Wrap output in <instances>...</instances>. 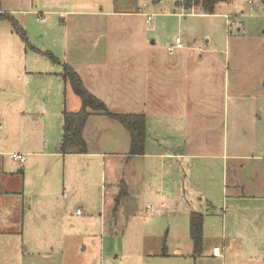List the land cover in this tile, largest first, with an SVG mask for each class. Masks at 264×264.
<instances>
[{
  "label": "rangeland",
  "instance_id": "374dc122",
  "mask_svg": "<svg viewBox=\"0 0 264 264\" xmlns=\"http://www.w3.org/2000/svg\"><path fill=\"white\" fill-rule=\"evenodd\" d=\"M0 2V12L13 18H0V148L45 146L46 152L27 156V171L21 176L17 167L7 164L11 152L0 155V226L5 227H0V264H99L100 255L101 264H264V195L253 194L257 192L253 188L250 193L243 190V195L234 196L240 190L236 180L246 183L251 177L254 181L263 179V162L257 169L258 160L228 157L222 162L223 173L220 164L218 168L213 164V186L207 187H212V191L207 190L209 204L201 207L192 201L196 210L208 212L204 215L202 252L195 255L186 221H174L177 231L167 234L161 227L158 233L160 223L153 216L157 211L154 204L147 210L143 201L128 219L133 204L125 202L121 220L115 224L114 199L120 186L118 182L110 190L103 186L102 159L93 161L92 157L56 149L62 135L63 109L80 107L78 97L61 76L62 63L85 73L90 61L84 60L81 49L93 47L88 44L90 38L131 35L154 40L159 52L165 54L167 44L176 36L185 45L218 50L224 61L221 75L226 63L228 71V151L249 155L264 152V146H260V138L264 144V132H260L264 131V104L260 105L264 97L259 98L261 91L264 94L262 6L249 0H223L215 5L214 13L205 14L197 6L185 8L179 0ZM113 4L118 11L137 14L87 13L101 8L107 11ZM21 9L24 12L18 11ZM77 9L86 12L59 13ZM48 10H55V14ZM146 15L151 18L145 20ZM18 28L25 32L26 41ZM107 62L110 68L121 70L123 61ZM115 78L119 83L120 76ZM223 82L221 77L219 84ZM257 89L260 93L247 96ZM238 90H244V94ZM108 108L115 112L133 109L119 99H113ZM92 119L98 130H107L110 121L105 116L94 115ZM18 120L23 123L18 124ZM115 159L113 172L123 176L124 158ZM11 176L17 180H10ZM201 179L191 181L189 194L196 199L201 196ZM67 207L71 211L66 212ZM78 207L81 214L77 215ZM214 245L222 251L218 257L211 255ZM164 248L167 256L162 254ZM174 248L180 253L173 252Z\"/></svg>",
  "mask_w": 264,
  "mask_h": 264
},
{
  "label": "crops",
  "instance_id": "0c3cea01",
  "mask_svg": "<svg viewBox=\"0 0 264 264\" xmlns=\"http://www.w3.org/2000/svg\"><path fill=\"white\" fill-rule=\"evenodd\" d=\"M117 9L113 4L108 6L107 11L101 8L99 12L91 10L87 13L99 16L127 14L133 16L137 14L129 10L123 12V10L118 11ZM18 11L24 12L23 9ZM28 11L33 12L31 8ZM54 11L46 12L55 14ZM84 11L86 12L81 9L60 10L59 13L85 14ZM145 20H148L147 15ZM128 28L133 27L129 25ZM176 38L180 37L176 36L171 43L167 44L166 49L169 44L175 43ZM180 43L181 46L175 48L172 53L167 49V54H165L159 52L154 40L149 42L145 37L97 36L88 41V44L93 47L81 49L84 52V60L90 61V67L85 73L79 69L76 70L84 86L104 101L107 107H110L113 99H119L124 102L126 108L133 107L132 110H125L126 112L123 113L144 112L145 114L146 139L143 154H128L130 144L128 132L120 123L105 115L102 116L110 121L105 131H100L95 127V123L92 121L94 115H91L86 122L84 137L88 145L87 152L83 154L69 153L92 157L93 161L101 158L100 164L103 167L101 177L103 186L108 190L111 185H117L118 182L120 186L121 181H124L127 195L116 211H113L114 217L116 216L115 224L121 220L120 211L125 202L130 201L133 204V208L128 214L129 219L134 214L133 212L139 209V205L145 201L147 210L151 208L152 204L157 206L156 213L152 214L154 217L157 216V221L160 223L158 233L161 232V227L167 234L178 230V225L173 227L174 221L178 219L186 221V225L189 227L190 213L192 211L200 212V210H196L195 205L192 206V201L196 200L201 207L209 204L207 190H211L212 187L210 189L207 187L213 186L211 174L215 171L212 169L214 163L216 168L220 164L221 173H223L222 162L228 157L258 160L256 168H260V162H263L262 169L264 168V152L261 150L251 155L239 152L230 154L228 151L229 83L227 63L221 75V66L224 61L219 57L218 50L212 48L205 51L201 46L185 45L182 38H180ZM143 50H145L144 53ZM107 60L123 61L120 64L121 70L110 68ZM224 60L227 62V58ZM116 76H120L119 83L116 81ZM221 77L224 79L223 84H219ZM222 89H224V93H222ZM238 91L241 95L244 94V90ZM253 91L247 96L260 93L261 90ZM261 97H264L262 91L259 95V98ZM263 104L264 102L260 105ZM112 110L115 112L114 109ZM22 123L23 120H18V124ZM260 132L264 131L260 129ZM261 140L260 138V146L263 147L264 144H261ZM60 145L59 140L56 145L58 152H60ZM33 148L34 146L21 144L14 150L0 148V155L10 152L11 154H23L24 162L13 161L10 154L11 161L7 163L17 167L18 174L23 175L27 171L25 165L28 161L27 156H41L46 153L43 149L45 146L39 149ZM253 150L257 151L255 147ZM114 157L124 158L123 176L113 172L116 162ZM256 174L258 173L256 172ZM199 177L202 178L201 192L199 193L201 196L196 199L189 193L191 181L199 180ZM9 178L17 180V177ZM251 178L253 179V177ZM252 179L246 183L236 180L235 186L240 190H236L234 196L243 195V190L250 193L253 188L257 189V192H252L253 194L264 195V175L262 180L254 181ZM64 189L65 185H63ZM236 192L239 193L236 194ZM183 206L185 207L181 208ZM77 209L80 210V213H76ZM69 211L71 210L67 207L66 212ZM205 211L206 209H203L200 212L203 217L206 213L208 214ZM75 214H81L80 207L76 208ZM163 216L168 222L165 223L162 220ZM226 244L229 245V241ZM214 247L216 245L212 247L211 255L218 257V254L213 253ZM173 252L180 253V249L174 248ZM221 252L220 249V254H222ZM101 263H103L102 255L99 256V264Z\"/></svg>",
  "mask_w": 264,
  "mask_h": 264
},
{
  "label": "trees",
  "instance_id": "16d2710c",
  "mask_svg": "<svg viewBox=\"0 0 264 264\" xmlns=\"http://www.w3.org/2000/svg\"><path fill=\"white\" fill-rule=\"evenodd\" d=\"M180 4L185 8L197 6L201 9V13H214L215 5L223 0H179ZM253 3H258L264 8V0H252ZM0 18L13 19L8 13L0 12ZM240 29V28H239ZM21 33L24 41L27 40L25 32H21V28L17 29ZM48 56L53 60L55 58L51 53ZM61 76L67 83L72 92L78 97L80 107L76 110L63 109V125L62 135L60 138V153H77L83 154L87 152L88 145L84 137V128L88 118L91 115H105L112 120L120 123L128 132L130 137L129 155H140L144 153V145L146 139L145 114L139 113H123L113 112L107 105L92 94L83 84L82 79L76 69L69 63H62ZM127 195V188L124 181H121L119 192L115 196L114 210L118 208L122 200ZM203 214L192 211L189 215V237L192 242L193 252L195 255L202 252L203 242ZM162 254L167 255L165 248Z\"/></svg>",
  "mask_w": 264,
  "mask_h": 264
},
{
  "label": "built area",
  "instance_id": "2783aa9c",
  "mask_svg": "<svg viewBox=\"0 0 264 264\" xmlns=\"http://www.w3.org/2000/svg\"><path fill=\"white\" fill-rule=\"evenodd\" d=\"M249 1H250V3H253L252 0H249ZM150 18H151V16L147 15V19L149 20ZM227 18L230 20L231 23L233 22L229 16H227ZM236 27L239 29L241 27V25L238 24V25H236ZM180 46H181L180 38H176L175 43L169 44L167 49L170 53H172L175 50V48H178ZM10 157L13 161H18V162H24L25 161V157L21 153H12L10 155ZM76 213H80V210L77 209ZM213 253L220 255V248L218 246L214 247Z\"/></svg>",
  "mask_w": 264,
  "mask_h": 264
},
{
  "label": "water",
  "instance_id": "95a60500",
  "mask_svg": "<svg viewBox=\"0 0 264 264\" xmlns=\"http://www.w3.org/2000/svg\"><path fill=\"white\" fill-rule=\"evenodd\" d=\"M59 148H61V145L59 146Z\"/></svg>",
  "mask_w": 264,
  "mask_h": 264
}]
</instances>
